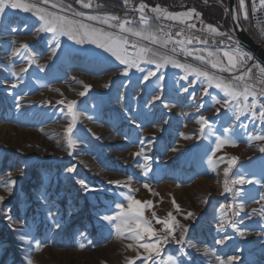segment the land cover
I'll return each instance as SVG.
<instances>
[{
  "label": "rangeland",
  "instance_id": "374dc122",
  "mask_svg": "<svg viewBox=\"0 0 264 264\" xmlns=\"http://www.w3.org/2000/svg\"><path fill=\"white\" fill-rule=\"evenodd\" d=\"M5 23L18 25L19 30L12 35L0 32V196L5 197L0 204V264H27L28 259L33 264H125L127 258L135 255L128 248L134 242L118 238L115 229L99 217L114 215L118 211L117 203H127L128 190L109 181H126L129 177L132 194L142 202L153 201L152 209L145 210L146 217L151 218V211L160 217L172 211L177 219L189 225L188 235L199 249H188L192 264H218L216 256L227 260L231 255L240 257L232 264H264V234H261L264 219L259 216L249 219L247 215L253 209L259 210V204L247 197L237 198L238 203H245V213L236 218L243 220L240 228L245 236L231 228L224 233L216 230L222 210L225 215L232 212L227 210V204L233 203V198L223 193V170L228 165L221 162L216 171L209 166L208 158L215 151V136L201 139L196 121L203 114L214 124L217 135L222 134L228 121L223 119L226 110L221 111L220 117L216 116L219 105L209 108L211 101L199 94L198 83L189 89L197 95L193 101L181 88L188 83L180 80L183 70L171 65L161 69L165 73L164 103L175 105L169 110L160 101L149 100L155 78L145 84L140 79L143 74L134 68L129 76L121 75L125 66L95 45H77L64 37L60 51L52 58L51 34L34 39V33L30 32L38 21L30 13L11 10ZM244 28L249 34V28ZM11 41L16 42L12 47ZM24 43L30 45L38 63L46 67L41 71L33 65L24 75V82L12 89L10 85L16 79L11 69L19 72L24 62L12 57L11 51ZM140 43L163 52L159 45ZM142 66L155 70V65ZM84 84L90 85L91 90L81 97L78 93L84 91ZM105 84L110 87H104ZM145 88L149 94L143 91ZM209 91L224 99L219 90ZM134 95L137 99H133ZM60 99L78 101L81 113L74 130L81 142L72 149L71 156L65 138L69 121L60 111L64 106L57 104ZM201 100L208 103L198 112L195 103ZM17 102L22 105L19 109ZM89 115L92 120L88 119ZM132 119L141 127L137 128ZM247 125V129H234L232 135L237 146L226 145L216 154V159L223 157L224 161L238 157L230 178L241 173L254 179L264 175V153L258 150L264 142L248 139L264 135V128ZM142 146L152 167L147 177L137 166V161L140 164L145 161L133 156ZM173 148L177 151H172ZM68 167H75L76 172L69 173ZM9 180L16 181L11 195L5 191ZM80 180L95 191L85 190ZM144 183L150 185L151 191L143 188ZM243 187L257 194L258 199L261 191L258 185ZM173 198L182 213H175ZM187 211L196 214L194 221L183 219ZM9 214L15 223L6 219ZM53 221L59 222L61 228H54ZM153 225L161 228L155 221ZM25 232L28 236L22 240ZM224 235L232 238L224 245L216 244ZM32 237L35 240L30 247L26 241ZM37 241L44 245L42 251L35 250ZM178 248L174 243L168 244L165 255L178 256ZM204 248L214 250L216 256L205 255Z\"/></svg>",
  "mask_w": 264,
  "mask_h": 264
},
{
  "label": "snow or ice",
  "instance_id": "6c2138e0",
  "mask_svg": "<svg viewBox=\"0 0 264 264\" xmlns=\"http://www.w3.org/2000/svg\"><path fill=\"white\" fill-rule=\"evenodd\" d=\"M75 2L82 9H91L92 14L77 11L70 4L65 5L62 0H0V32H3L5 35H12L18 32V25H6L5 23L11 10L30 13L38 21L37 24L32 25L30 34L34 33L33 38L38 39L41 34H51L53 40L52 58L61 49V38L66 37L67 40L73 41L77 45L93 44L96 48L109 53L121 65L125 66L121 75L125 77L129 76V73L134 68L137 72L143 74L140 79L145 84L152 80V78H155L151 93H148L147 88L143 91L149 94L150 101H160L169 110L175 107V105L164 103L165 73L161 69H166L171 65L173 68L183 70L184 75L180 77V80L188 81L187 85H181L183 92L189 93L191 99L196 101V93H190L189 89L194 88L198 83L200 86L199 94L202 97H208L211 101L208 104L209 108L219 105L215 110L217 117H220L222 110H226L223 119H227L228 122L223 127L221 135L216 134L214 124H210L209 119L203 114L200 115L196 122L200 125L199 136L201 139L207 138L208 135L215 136V151L208 158L209 166L213 171H216L221 162H226L228 165L223 170V193L231 194L233 198L232 212L231 215H225L222 210L216 230L217 232L224 233L226 229L231 228L240 236H245V232L240 228L243 220L236 219L242 217V214L245 213V203H238L237 198L247 197L248 200L260 205L259 210L253 209L251 213L247 214L249 219L252 216H259L261 219H264V175H261L258 179H254L241 173L230 178L232 169L238 163V157L232 156L229 160L224 161L223 157L216 159V154L226 145L237 146L232 135L234 129L236 127L248 128V125L243 123L242 117H249L250 122L258 121L261 125H264V66L257 63L249 65V61H252L253 57L242 49L239 41L234 40L229 32L220 31L213 25H206L203 30H206L213 36L225 37L232 42L231 45L223 50H213L208 47L190 48L188 46L194 43L207 45L208 40L201 39L199 36L186 34L183 29L176 33V36L181 38L173 39L172 33L170 31L165 32L164 30L167 26L152 22L153 18L155 21L168 20L186 25L188 30H197L196 21H199L201 24H203V21L201 19L202 14L195 8L172 12L160 6L149 8L141 0L138 6L133 9L139 13L138 19L129 20L126 18L122 19L118 14L102 10L104 6L96 4L95 0H75ZM129 2L130 0H123V4L126 7L129 5ZM251 6L253 13L264 12V0H251ZM147 12H150L152 16H149ZM241 17L245 22L250 21L249 5L246 0H239L238 9L232 16V19L239 25ZM24 28L27 29L28 25L25 24ZM129 37L136 39H129ZM140 41H148L150 45H159L164 49H167L170 44L173 46L170 52H161L158 49L140 43ZM15 44V41H11L9 46L12 47ZM177 54L193 57L195 61L199 62V65H203L204 67L181 62L176 58ZM11 56L19 58L24 62L19 72L14 68L11 69V75L16 79V82L10 85L12 89L18 88L24 82V75L29 72V69L33 65L40 68L41 71L46 67L38 63L36 55L27 43L14 47V50L11 51ZM142 65H155V70L147 69ZM208 69L214 71H209ZM158 72L159 75H157ZM189 77L193 79H189ZM83 87L84 91L78 93L81 97L86 96L91 90L90 85L84 84ZM104 87L107 88L110 85L105 84ZM213 88L222 92L224 99H218L209 91ZM133 99H137V97L134 95ZM206 103L208 101L204 100L195 103L196 110L199 112L204 109ZM57 104L64 106L60 111L64 112L65 117L69 121L65 129V138L68 155L71 156L73 154L72 149L81 142L79 136L74 134L81 115L77 108L78 101L60 99L57 101ZM21 106L17 102V109ZM146 107H148L147 102ZM88 119L92 120L93 117L89 115ZM131 122L137 128L141 127V124L137 123L135 119H132ZM164 123H167V121H164ZM184 138L194 139V137ZM96 139L99 140L100 137L97 136ZM248 139L250 141L264 142V135H254L248 137ZM141 144H143V141H141ZM148 147H151V145H148ZM258 150L264 153V146H260ZM172 151H177V149L173 148ZM133 156L141 157L145 161L144 164H140L137 161V166L143 170V175L147 177L152 171V167L149 157L146 155L145 147L142 146L139 151L133 153ZM20 171L21 175H23V169ZM67 171L75 173L76 168L68 167ZM251 175L254 176L255 174ZM79 183L85 190L95 191L83 180H80ZM109 183H114L118 187L128 190L125 194L127 203H117L116 208L118 211L114 215L102 214L99 217L100 220L107 222L108 225L115 229L118 238L134 242L129 244L128 248L135 255L127 258L125 264H137V261H140V264H192V258L188 249H197V245L192 242L188 235L190 231L188 224L182 223L177 219V215L172 211H169L164 217H160L155 211H151V218L146 217L145 210L152 209L153 201L147 200L142 202L132 194L134 190L131 187V177L126 181L116 180L109 181ZM15 184V180L6 182L5 191L9 195L12 194V186ZM238 185L240 187H237ZM244 185H258L261 189L258 193V199L257 194L250 190H245ZM143 188L151 191L148 183H144ZM153 195H156V193H153ZM4 200L5 197L0 196V204ZM204 202L207 203V201ZM172 205L175 213H182V209L175 198L172 199ZM8 211L10 212V210ZM195 218L196 214L192 211L183 213V219L186 221H194ZM6 219L12 223L16 222L10 214L6 215ZM153 221H155V224L161 225V228L156 229ZM53 227L59 229L61 225L59 222L53 221ZM261 234H264V226L261 228ZM27 236L28 233L25 232L21 239L25 240ZM231 238V236L224 235L216 240V244L224 245ZM34 240L35 237H32L31 239H27L26 242L31 247ZM170 243L179 246L178 256L165 255L164 249ZM43 246L41 242L37 241L34 243L36 251H42ZM81 248H83V245H81ZM203 252L205 255L211 254L212 256H216V252L209 248H204ZM216 259L218 264H232V262L239 261L240 257L238 255H231L227 260H224L216 256ZM27 264H33V261L28 259Z\"/></svg>",
  "mask_w": 264,
  "mask_h": 264
},
{
  "label": "trees",
  "instance_id": "16d2710c",
  "mask_svg": "<svg viewBox=\"0 0 264 264\" xmlns=\"http://www.w3.org/2000/svg\"><path fill=\"white\" fill-rule=\"evenodd\" d=\"M66 5L70 4L73 9L77 11H84L92 13L91 9H82L75 0H62ZM141 0H130L129 5L126 7L123 0H95L96 4L103 5L102 10L118 14L121 18H127L134 8L138 6ZM149 8L160 6L172 12L186 11L190 8H195L203 20L211 23L220 31L229 32L233 38L232 26L227 12V0H142ZM152 16L150 12H147ZM243 25L247 28L248 22ZM250 34V33H249Z\"/></svg>",
  "mask_w": 264,
  "mask_h": 264
},
{
  "label": "built area",
  "instance_id": "2783aa9c",
  "mask_svg": "<svg viewBox=\"0 0 264 264\" xmlns=\"http://www.w3.org/2000/svg\"><path fill=\"white\" fill-rule=\"evenodd\" d=\"M238 3H239V0H238ZM247 3L249 5V12H250V21L248 22V25H249L248 28H249V33H250L249 35L254 40V42L258 45V47L264 51V31H262V29H264V12L253 13L252 6H251V0H247ZM138 15H139V13H137L136 11H133L129 14V16L126 19L136 20V19H138ZM122 19H125V18H122ZM202 21H203V24H201L199 21H196L197 22V30H188L186 28V25L176 24V23H173V22L168 21V20H160V21L153 20V23L167 26V27H165L164 30H165V32L170 31L172 33L173 39H180L181 37H177L176 33L183 29L186 34H190L193 36H199L201 39L208 40L207 45H198V44L194 43L193 45L188 46L190 48H192V47H208V48L225 49L226 47H228L229 45L232 44L231 41H229L225 38L213 36V35L209 34L206 30H203L206 25H209V24L212 25V24L209 22H206L204 20H202ZM172 46L173 45L170 44L167 49L161 48L160 46L159 47L163 52H170V49ZM242 49L244 51L248 52L243 47H242ZM248 53L253 57V60L249 61V65H251L252 63L260 64L259 61L257 60V58L253 54H251L250 52H248ZM176 58H178L182 61H185V62L191 61L189 59V57H186L183 54H177ZM224 75H227V74H224Z\"/></svg>",
  "mask_w": 264,
  "mask_h": 264
},
{
  "label": "water",
  "instance_id": "95a60500",
  "mask_svg": "<svg viewBox=\"0 0 264 264\" xmlns=\"http://www.w3.org/2000/svg\"><path fill=\"white\" fill-rule=\"evenodd\" d=\"M247 2V0H246ZM238 9V0H227V12L229 14L230 23L233 29V33L235 35L236 40L239 41L240 46L245 50L253 54L259 63L264 66V51L261 50L258 45L254 42L251 36L246 32L243 22V19L240 20L239 25L235 23L232 19V16L236 13Z\"/></svg>",
  "mask_w": 264,
  "mask_h": 264
},
{
  "label": "crops",
  "instance_id": "0c3cea01",
  "mask_svg": "<svg viewBox=\"0 0 264 264\" xmlns=\"http://www.w3.org/2000/svg\"><path fill=\"white\" fill-rule=\"evenodd\" d=\"M180 24V23H179ZM183 25V24H182ZM236 40V39H235ZM211 49H213V50H216V49H221V48H211ZM221 50H223V49H221ZM189 59L191 60V61H193L196 65H199V62L198 61H195L194 59H193V57H189ZM226 62V61H225ZM242 120L243 121H247V123L246 124H250L251 123V127H253V128H255V126H256V129H261V128H264V125L262 126L259 122L257 123L256 121H253V122H250V118L249 117H242Z\"/></svg>",
  "mask_w": 264,
  "mask_h": 264
},
{
  "label": "bare ground",
  "instance_id": "6f19581e",
  "mask_svg": "<svg viewBox=\"0 0 264 264\" xmlns=\"http://www.w3.org/2000/svg\"><path fill=\"white\" fill-rule=\"evenodd\" d=\"M231 206H232V203L227 204V210L228 211H231V209H232Z\"/></svg>",
  "mask_w": 264,
  "mask_h": 264
}]
</instances>
